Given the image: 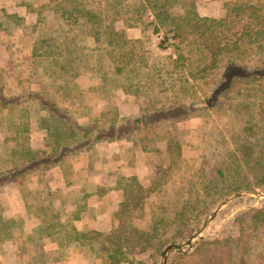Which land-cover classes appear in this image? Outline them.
<instances>
[{
    "label": "trees",
    "instance_id": "obj_1",
    "mask_svg": "<svg viewBox=\"0 0 264 264\" xmlns=\"http://www.w3.org/2000/svg\"><path fill=\"white\" fill-rule=\"evenodd\" d=\"M39 1L26 63L30 74L21 80L27 85L14 94L0 89V108L11 113L19 101L34 100L42 111L37 121L41 146L30 145L25 121L27 126L18 128L20 137L10 139L13 146L0 159V192L6 184L29 182L100 144L123 143L126 163L132 165L141 159L149 135L164 142L162 156L170 169L210 161L201 187L215 201L237 189L264 191V0L223 1L218 18L199 15L193 0ZM146 8L153 19L142 16ZM129 28L140 34L128 35ZM151 33L160 35L155 49L171 50L153 52ZM88 71L108 92L91 112L78 83ZM36 83L39 90H28ZM123 95L133 97L136 112L122 113L114 100ZM226 108H232L231 117L222 115ZM185 123H195L190 137L213 144L211 157L197 152L199 144L179 139L173 127ZM186 146L194 156L184 154ZM160 209L165 212L164 206ZM83 210L78 207L72 218ZM202 211L193 207L160 217L146 231L107 234L101 228L78 229L61 215H42L35 234L88 247L106 264H137L143 243L152 242L162 253L165 244L184 240L198 228L200 220H190ZM233 223L231 232L202 237L190 252L170 256L167 264H264V200ZM5 237L10 234L1 225L0 243L7 242ZM147 264H156L154 257Z\"/></svg>",
    "mask_w": 264,
    "mask_h": 264
},
{
    "label": "rangeland",
    "instance_id": "obj_2",
    "mask_svg": "<svg viewBox=\"0 0 264 264\" xmlns=\"http://www.w3.org/2000/svg\"><path fill=\"white\" fill-rule=\"evenodd\" d=\"M202 1L199 4L197 1V8L201 14L217 10L219 7L217 0ZM28 2L29 0H0V89L9 94L19 93L21 86L27 83L21 82V80L30 74L29 70L26 69V63L28 62L27 57H29V47L36 34L37 23L32 16H23V14L26 9L38 8L39 5L34 1ZM141 14L145 17L147 11L143 10ZM50 29L52 28L50 27ZM153 39L155 42L159 40L155 35ZM32 78L35 81L36 76ZM38 83L44 84L43 82ZM80 86L84 89L83 100L90 112L93 106L101 103L100 98L106 99L108 95V92L104 91L106 87L94 71H88L84 74ZM39 88L40 85L36 83L30 85L28 90L34 91L39 90ZM132 101L134 102V99L131 97L122 98L120 96L115 97L114 100L120 105L122 113L136 110V107L130 104ZM19 102L18 106L12 108L11 113L0 108V159L13 146L14 140L10 139L15 136L20 137L17 133L18 128L26 127L25 121L29 123L32 135L30 145L35 148L41 146V141L37 135V121L39 120L38 115L42 111L34 100H21ZM232 112V108H226L222 115L231 117ZM194 125L195 123H185L179 128L174 126L173 130L178 131L179 139L185 141L184 143L199 144L197 152L211 157L214 153L213 144L202 143L196 136H189L192 132H196L195 128H191ZM149 138L151 142L156 139L152 135H149ZM188 148L187 146L184 148V154L194 156L193 149L190 151ZM92 149L94 148L80 150L64 164L56 166L57 168L47 171L45 174L32 177L29 182H15L3 187L0 192V226H5L10 237L4 238L7 240L6 243L4 241L0 243V264H56L58 262L56 261L58 255L55 254V244L46 245L38 237H35L38 229L30 233L35 226H39L38 222H40L39 219L42 215L46 218H53L54 214L61 215V219L65 221L69 219L68 221L73 223L75 221L72 218L74 217V210L78 207L79 210L84 207V213H87L88 204H93L96 207L95 211L107 212V214L101 215V230L102 233L107 234L110 231L127 232L132 228L146 231L151 223L160 217L172 216L181 210L187 212L188 208L193 207L198 210L202 209V213L197 218L190 220L192 223L200 220L198 228L184 240L171 241L165 244L160 251L163 252L165 246L170 243L186 242L201 228L207 215L230 194L241 190H254L237 189L221 200L215 201L213 198L204 195L201 187L212 163L208 161L203 165L197 164L195 166L182 163L170 169L167 167L168 160L162 156L165 147L155 153L148 152L150 155L146 158L153 163L148 169L149 173L147 170L139 169L138 173H133L128 180V168L123 169L124 163L120 162V160L125 161L126 159L123 143L100 144L96 148L97 151ZM87 151H89L88 157L85 153ZM122 154L123 158L121 159ZM94 155L96 156L92 157ZM77 167L79 168L77 169ZM75 173H78L80 179L78 182L79 189H73L69 192L63 191V188L66 189V187L72 186V183H76L73 181L75 180ZM148 174L149 178H146ZM140 175L144 176L143 180L138 179ZM171 175L173 182L170 181ZM60 176L63 179H60ZM114 176H117L118 179L116 180ZM67 182L69 186L66 185ZM96 182H99V185H96ZM153 187L154 190H152ZM132 189L135 191L129 193L128 201H125L124 198L128 196V191L130 192ZM188 190H190V194H186ZM263 200L252 196L235 197L208 222L203 234L187 251H172L168 259L176 253L190 252L202 237H215L231 232V226L234 224L233 218L243 214L247 209H254ZM212 202L214 205L208 209ZM161 206L165 207V212L160 209ZM46 210L47 212H45ZM89 212L92 210L89 209ZM187 216L188 214H185V217ZM83 228L84 231L91 229L87 226ZM30 234L32 237H29ZM63 247L68 248L67 253L73 248L72 245L65 246L64 244ZM142 248L143 250L136 253L137 264H147L151 262L153 257L156 264L160 263L162 253H159V249L152 242L143 243ZM84 249L86 253L93 255L92 264H106L103 257L96 260L95 254L89 251L88 247ZM35 255L37 256L35 257ZM30 257H32V261L29 260ZM41 257L44 258L40 260ZM87 261L85 259L84 264Z\"/></svg>",
    "mask_w": 264,
    "mask_h": 264
},
{
    "label": "crops",
    "instance_id": "obj_3",
    "mask_svg": "<svg viewBox=\"0 0 264 264\" xmlns=\"http://www.w3.org/2000/svg\"><path fill=\"white\" fill-rule=\"evenodd\" d=\"M16 1V0H15ZM30 1H34L37 3V5H40V3L42 2H39V0H29L28 3H30ZM197 1H198V4L199 2H203L202 0H193V3L195 5V9L196 11L198 12L199 15L201 16H207V17H211V18H218L220 17L223 13H224V8H223V1H230V0H217V2L219 3V7L217 10H214V11H211V12H208L206 14H201L197 8ZM34 7V6H33ZM35 9H37L36 7L34 8H29L28 10L26 9L25 10V13L23 14V16H28V17H33L35 19V22L37 23V18H36V14H35ZM145 11H147V14L145 16V18H147L148 20H151L153 19V15L152 13L150 12V10L148 8L144 9ZM28 11V12H27ZM216 13V14H214ZM143 16V15H142ZM34 22V23H35ZM115 26L117 29L121 28L122 26L119 24V23H115ZM128 35H135V36H138L140 34V31L139 29H136V28H129L128 31H126ZM156 35V34H153L151 33V44H152V51L153 52H157V53H160V54H166L168 53L170 50H171V47H167V49L165 50H162V51H159L157 49H155V46H156V43L158 42H155L154 39H153V36ZM156 50V51H155ZM86 73V72H85ZM84 73V74H85ZM84 74L81 76V79L79 80V86H80V83L82 81V78L84 76ZM81 87V86H80ZM82 88V87H81ZM122 98H133L131 95H123L121 96ZM130 104H133L135 107H136V110L132 111V112H136L138 110V106L137 104L133 103H130ZM132 112H128V113H123V114H129V113H132ZM159 140H156L155 141H152L150 140L149 136L146 137V140H145V151L141 154V159L139 160H136L134 161V163H132V165L126 163V159L125 161L123 160H120V162L124 163L123 164V169L124 168H128V180L129 178L131 177V175L133 173H138L137 171L139 169H142V171L144 170H147L148 173H149V168L150 166L153 164L151 161H148L146 156H149L150 153L148 152H158L159 149H164L165 147V144L164 142H161ZM112 143H118V142H112ZM110 143V144H112ZM151 143V145H150ZM98 146H96L94 149H92L93 151H97ZM157 150V151H156ZM83 152V151H82ZM86 153V156L88 155L89 151L85 152ZM97 155V154H96ZM96 155L92 156V157H95ZM88 157V156H87ZM123 158V154L121 156V159ZM119 165V164H117ZM116 165V166H117ZM121 167V166H120ZM54 168H57V167H53L51 168L49 171H52ZM79 167H77L78 169ZM136 171V172H135ZM103 173V171H102ZM78 173H75V180L73 181H76L75 184L72 183V186L70 187H66V189H62L63 191H72L73 189L76 190V189H79V186H78V182L80 181L79 179V176L77 175ZM114 175H116V173H114ZM91 179V177H88ZM114 178L117 180V176H114ZM146 178H149V174L148 176H146ZM60 179H63L62 176H60ZM79 179V180H78ZM139 180H143L144 179V176H141L140 175V178H138ZM68 184L69 186V183L67 182L66 185ZM96 185H99V182H96ZM65 186V185H64ZM78 209V208H77ZM89 209L92 210V212H89ZM96 207L95 205L93 204H88V209H87V213H84V210L80 212L79 214V217L78 219H76L75 221H73V223L76 225V227L78 229H84L83 227L87 226L89 228H93V229H99L101 228V215H104V214H107L106 211L104 212H98V211H95ZM38 225H40V222H38ZM39 226H35L31 231V232H35V229H38ZM31 235V234H30ZM37 237V236H35ZM36 239V238H35ZM39 240H42L44 244L46 245H53L55 244L54 248L56 249L55 250V254L58 255V257L56 258V261H58L56 264H78L79 262H81V264H84V260H88L86 264H92L91 261L94 260V257L92 254H89V253H86L84 250H82L80 247H78V245L76 244L75 246H72L73 248L70 250L69 253H67V247H63V244L61 243H57L55 242L54 240H52V238H48V237H44L42 239L38 238ZM17 245V244H16ZM48 252V251H47ZM37 255H35L36 257ZM44 257H41L39 258L40 260H42ZM29 260L32 261V257L29 258Z\"/></svg>",
    "mask_w": 264,
    "mask_h": 264
},
{
    "label": "water",
    "instance_id": "obj_4",
    "mask_svg": "<svg viewBox=\"0 0 264 264\" xmlns=\"http://www.w3.org/2000/svg\"><path fill=\"white\" fill-rule=\"evenodd\" d=\"M237 196H252L259 199H264V192L254 191V190H241L230 194L224 201H222L212 212H210L206 219L204 220L201 228L195 232L186 242L184 243H170L163 249L160 263L167 264L168 257L172 251L185 252L190 248L193 243L203 234V230L207 226L208 222L222 209L224 208L232 199ZM187 246V248H185Z\"/></svg>",
    "mask_w": 264,
    "mask_h": 264
},
{
    "label": "built area",
    "instance_id": "obj_5",
    "mask_svg": "<svg viewBox=\"0 0 264 264\" xmlns=\"http://www.w3.org/2000/svg\"><path fill=\"white\" fill-rule=\"evenodd\" d=\"M155 37H156L157 39H160V35H155Z\"/></svg>",
    "mask_w": 264,
    "mask_h": 264
}]
</instances>
